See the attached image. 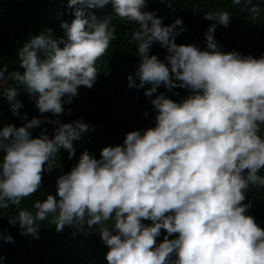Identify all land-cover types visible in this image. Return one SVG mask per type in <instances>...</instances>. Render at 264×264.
<instances>
[{"label": "clouds", "instance_id": "1", "mask_svg": "<svg viewBox=\"0 0 264 264\" xmlns=\"http://www.w3.org/2000/svg\"><path fill=\"white\" fill-rule=\"evenodd\" d=\"M109 4L139 26L132 37L140 62L127 77L129 87L148 84L144 94L151 96L161 83L171 88L178 81L192 91L179 102L163 93L152 98L154 126L127 132L122 144L104 146L98 158L84 150L57 178L56 195L36 200L34 213L21 209L9 222L18 221L23 234L35 237L37 220L50 214L57 231L66 225L94 229L108 246V264H264V228L243 203L250 184L264 186V54L221 51L215 24L205 49L177 44L182 18L163 24L156 10H144L146 0H67L73 16L62 21L63 35L51 28L30 35L18 49L19 68H0L2 94L25 121L0 127V208L36 192L60 148L71 157L72 141L89 128L83 119L57 118L52 137L43 131L33 137L30 129L48 118L19 112L23 102L9 78L41 113H62L78 86L92 87L97 79L96 62L115 30L113 16L96 9ZM205 17L227 27L232 15L225 10ZM156 41L167 49V64L149 54ZM161 229L166 235L158 243ZM173 233L178 235L169 238ZM3 239L14 240L8 233Z\"/></svg>", "mask_w": 264, "mask_h": 264}, {"label": "trees", "instance_id": "2", "mask_svg": "<svg viewBox=\"0 0 264 264\" xmlns=\"http://www.w3.org/2000/svg\"><path fill=\"white\" fill-rule=\"evenodd\" d=\"M144 10H156V15L162 18L165 25L173 23L177 17L182 18L184 30L175 36L177 44L193 43L205 49L206 33L209 26L215 24L212 35L221 51L235 50L253 57L264 54V0H239L238 3L236 0H146ZM225 10L232 15L227 27L205 17L207 13ZM96 12L100 16H113L110 28H114L115 36L107 51L96 62L98 73L92 87L78 86L80 101L65 102L64 111L59 114L50 111L41 113L34 98H30L14 80H8L9 85L19 89L17 98L23 102L20 113H27L28 119L33 116L48 118L30 129L33 137L39 136L42 131L52 137L59 127L55 123L57 118L65 123L83 119L89 128L72 141L75 151L71 157L67 148H60L53 168L42 173L41 184L36 192L24 197L19 204L9 203L7 208H0V256L4 257L5 264H92L74 257L77 250L75 244L86 237L84 232H79L74 226L66 225L63 230L57 231L50 214L44 220H37L39 235L35 237L30 233L23 234L19 222L10 223L9 218L17 216L21 209L34 213L36 200L45 199L47 194L56 195L57 178L71 170L84 150L87 149L98 158L104 146L122 144L127 132L154 126L157 109L151 103L152 98L163 93L179 102L192 91L180 87L178 81L171 88L161 83L151 96L144 94V88L150 87L148 84L139 89L129 87L127 77L135 72L140 62L137 45L132 37L133 31L139 26L117 16L110 4L103 9H96ZM72 16L67 0H0V68L6 65L8 72L17 70L18 49L30 35L51 28L53 35L61 36L62 21L70 20ZM149 54L157 55L167 64V49L159 41L150 45ZM8 106L10 102L0 89V127L8 123L23 125L24 120L5 109ZM261 134L264 135V125ZM261 175H264V169ZM243 203L250 204L247 214L264 228V186L250 184ZM144 223L151 224L152 221L144 219ZM4 233L12 235L14 240L5 241ZM164 235L166 230L161 229L160 236L156 238L158 243ZM176 235L173 233L169 238ZM107 247L103 242L105 253Z\"/></svg>", "mask_w": 264, "mask_h": 264}, {"label": "rangeland", "instance_id": "3", "mask_svg": "<svg viewBox=\"0 0 264 264\" xmlns=\"http://www.w3.org/2000/svg\"><path fill=\"white\" fill-rule=\"evenodd\" d=\"M76 101H80L78 94L71 100L72 103ZM5 109L11 111L10 106ZM78 231L81 233L84 232ZM84 233L86 234L85 239L78 241L74 246V248L77 249L74 253L75 259L78 257L90 261L92 264H108L105 252L103 251V240L101 236H97L99 232L93 229Z\"/></svg>", "mask_w": 264, "mask_h": 264}]
</instances>
